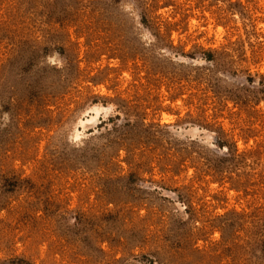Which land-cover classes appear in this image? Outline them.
<instances>
[{"label":"rangeland","instance_id":"1","mask_svg":"<svg viewBox=\"0 0 264 264\" xmlns=\"http://www.w3.org/2000/svg\"><path fill=\"white\" fill-rule=\"evenodd\" d=\"M0 264H264V0H0Z\"/></svg>","mask_w":264,"mask_h":264}]
</instances>
